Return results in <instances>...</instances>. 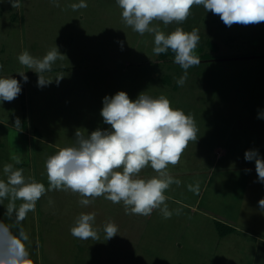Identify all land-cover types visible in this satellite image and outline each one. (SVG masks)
<instances>
[{
  "label": "rangeland",
  "instance_id": "1",
  "mask_svg": "<svg viewBox=\"0 0 264 264\" xmlns=\"http://www.w3.org/2000/svg\"><path fill=\"white\" fill-rule=\"evenodd\" d=\"M55 2L60 6L54 0H20L13 9L0 0V78L13 76L22 86L15 100L0 102V179L17 155L22 162L15 167L47 188L46 160L74 146L77 131L87 136L108 129L100 115L103 98L119 91L132 100L142 92L165 96L193 117L198 140L168 167L181 181L165 193L171 218L159 209L149 216L126 213L122 203L103 196L82 206L79 194L52 190L17 222L14 213L6 214L4 199L0 260L11 264L12 242L21 239L33 264H264V210L258 205L264 183L255 161L245 160L249 150L264 158V22L229 27L196 5L182 24L154 21L166 34L177 27L198 31L200 63L187 69L178 86L185 70L174 63V53L154 54V34L127 26L116 0H85L87 7L77 10L71 5L80 0ZM55 44L65 57L41 74L53 82L38 87V75L18 56L27 50L42 58ZM205 54L211 58L203 59ZM58 76L64 78L57 85ZM16 118L19 127L13 126ZM155 175L150 167L140 173L144 179ZM197 182L195 194L187 186ZM81 213H95L98 239L71 235ZM108 222L118 227L110 240L103 231Z\"/></svg>",
  "mask_w": 264,
  "mask_h": 264
},
{
  "label": "clouds",
  "instance_id": "2",
  "mask_svg": "<svg viewBox=\"0 0 264 264\" xmlns=\"http://www.w3.org/2000/svg\"><path fill=\"white\" fill-rule=\"evenodd\" d=\"M13 9L20 8V0H8ZM122 10L121 16L127 26L135 32L154 34L153 52L160 55L171 50L174 63L185 70L176 82L183 86L187 79V69L200 63L195 55L199 42L198 31L190 32L177 27L166 34L154 21L165 26L172 23L182 24L191 14L194 5L203 6L207 12L220 17L226 26L233 24L254 25L264 22V0H116ZM54 6L60 5L55 2ZM85 0L71 5L73 10L86 8ZM65 57L58 46L49 50L42 58L33 57L27 50L18 60L21 65L38 75V87L53 82L41 75L51 71L55 61ZM2 67V65H0ZM26 83L25 72L19 73ZM64 78L58 76L57 85ZM21 82L13 76L0 78V102H12L21 93ZM100 115L103 122L110 127L96 129L87 136L76 132L74 146L60 149L50 156L45 163L48 187L32 177H25L23 168L15 165L22 161L19 156L11 157L14 163H6L3 173L6 179H0V202L9 201L6 214H15L17 222L23 221L28 212L34 211L36 203L47 191H71L82 197L79 203L88 206L92 200L103 196L113 204L122 203L126 213L149 216L159 209L165 219L171 218L173 212L168 209L165 195L172 184L179 186L181 181L175 179L168 171L169 165L175 166L188 146L197 141L198 129L191 115L171 106L168 98L161 95L153 98L140 93L132 100L125 91L103 98ZM260 116L264 118V113ZM21 121L16 118L14 127ZM246 161H255L258 181L264 183V158L257 150L245 152ZM150 167L155 173L149 179L140 177L143 169ZM188 190L198 194L199 183L189 184ZM17 201L21 203L17 206ZM51 203V200L49 201ZM264 210V198L258 201ZM179 215L180 210L176 209ZM95 213H81L71 235L81 240L98 239L94 229ZM103 231L107 240L118 234L115 223L108 222ZM23 240L26 234L21 233ZM11 264H33L21 239H14L11 246ZM0 264H8L0 260Z\"/></svg>",
  "mask_w": 264,
  "mask_h": 264
},
{
  "label": "trees",
  "instance_id": "3",
  "mask_svg": "<svg viewBox=\"0 0 264 264\" xmlns=\"http://www.w3.org/2000/svg\"><path fill=\"white\" fill-rule=\"evenodd\" d=\"M213 46H214V45H213ZM214 48H216V46H215ZM171 52H172V51H171ZM172 53H173V52H172ZM202 57H203V59L211 58V56H209L208 54H205V55H203Z\"/></svg>",
  "mask_w": 264,
  "mask_h": 264
}]
</instances>
